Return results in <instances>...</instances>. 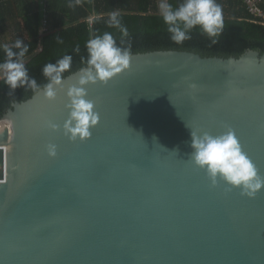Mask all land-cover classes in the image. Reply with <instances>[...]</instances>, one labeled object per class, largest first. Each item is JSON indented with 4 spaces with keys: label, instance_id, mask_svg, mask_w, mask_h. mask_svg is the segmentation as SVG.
Wrapping results in <instances>:
<instances>
[{
    "label": "water",
    "instance_id": "water-1",
    "mask_svg": "<svg viewBox=\"0 0 264 264\" xmlns=\"http://www.w3.org/2000/svg\"><path fill=\"white\" fill-rule=\"evenodd\" d=\"M79 70L55 99L41 89L0 119V264H264V189L213 186L190 159L192 130L230 126L264 176V54H131L88 85L100 121L73 141Z\"/></svg>",
    "mask_w": 264,
    "mask_h": 264
},
{
    "label": "trees",
    "instance_id": "trees-1",
    "mask_svg": "<svg viewBox=\"0 0 264 264\" xmlns=\"http://www.w3.org/2000/svg\"><path fill=\"white\" fill-rule=\"evenodd\" d=\"M162 2L175 8L183 0H0V62L6 59L3 45L13 46L19 39L28 45L24 64L30 78L34 77L41 86L46 84L43 67L71 55L72 67L63 74L66 77L86 67L88 39L109 31L120 42L121 33L107 24L112 12H119L122 23L128 28L129 35L123 38V46H130L131 54L186 50L205 57L238 58L249 49L264 54V24L249 11L244 0H216L223 9L225 25L216 44L199 26L193 29L190 40L174 43L161 16L159 4ZM21 17L29 21L28 36ZM44 19L47 20L45 30ZM77 46L79 52L75 51ZM13 51L19 49L13 48ZM35 93L27 86L13 91L1 79L0 119L15 101H24Z\"/></svg>",
    "mask_w": 264,
    "mask_h": 264
},
{
    "label": "clouds",
    "instance_id": "clouds-1",
    "mask_svg": "<svg viewBox=\"0 0 264 264\" xmlns=\"http://www.w3.org/2000/svg\"><path fill=\"white\" fill-rule=\"evenodd\" d=\"M162 19L171 34V40L182 44L192 38L193 29L199 26L201 32L212 38V43H218V38L224 29L223 9L216 0H183L177 7L168 2L159 4ZM109 28H115L121 33L120 42L112 32L105 31L92 37L86 42V67L79 70L78 79L67 87L68 118L63 124L65 135L75 141L91 137V129L100 121V113L96 111L95 101L88 98V85L107 84L117 74L130 67L131 48L124 47V39L129 32L122 23L119 12H112L107 21ZM62 42V41H61ZM13 48L19 51H13ZM6 59L0 62V75L4 84L11 90L17 87L30 88L34 92L43 90L49 100L57 97L63 90L64 73L72 67L73 57L65 55L56 63H47L43 67V75L47 83L39 85L37 80L30 78L24 64L28 45L22 40H16L13 46L3 45ZM79 52V46L75 49ZM48 127L59 128V125L49 121ZM190 159L198 167L204 169L213 186L223 181L232 187L241 189L243 195L254 197L264 189L262 176L248 154L243 150L236 132L228 126L224 132L214 135L210 132H191ZM47 151L50 156L57 155V145L49 143Z\"/></svg>",
    "mask_w": 264,
    "mask_h": 264
},
{
    "label": "built area",
    "instance_id": "built-area-1",
    "mask_svg": "<svg viewBox=\"0 0 264 264\" xmlns=\"http://www.w3.org/2000/svg\"><path fill=\"white\" fill-rule=\"evenodd\" d=\"M249 11L255 15L260 21L264 24V0H244ZM47 28V20L44 19L43 30ZM3 148H7V145H4Z\"/></svg>",
    "mask_w": 264,
    "mask_h": 264
},
{
    "label": "crops",
    "instance_id": "crops-1",
    "mask_svg": "<svg viewBox=\"0 0 264 264\" xmlns=\"http://www.w3.org/2000/svg\"><path fill=\"white\" fill-rule=\"evenodd\" d=\"M20 22H21L22 27L24 28L25 35L28 36L26 25L29 23V21H27V19H25L24 17H21Z\"/></svg>",
    "mask_w": 264,
    "mask_h": 264
},
{
    "label": "bare ground",
    "instance_id": "bare-ground-1",
    "mask_svg": "<svg viewBox=\"0 0 264 264\" xmlns=\"http://www.w3.org/2000/svg\"><path fill=\"white\" fill-rule=\"evenodd\" d=\"M9 146L7 145V148H8Z\"/></svg>",
    "mask_w": 264,
    "mask_h": 264
}]
</instances>
